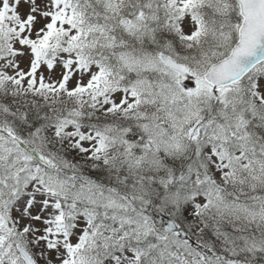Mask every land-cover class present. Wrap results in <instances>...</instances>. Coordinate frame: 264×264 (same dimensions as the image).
Returning a JSON list of instances; mask_svg holds the SVG:
<instances>
[{"label": "snow or ice", "instance_id": "1", "mask_svg": "<svg viewBox=\"0 0 264 264\" xmlns=\"http://www.w3.org/2000/svg\"><path fill=\"white\" fill-rule=\"evenodd\" d=\"M0 264H264V0H0Z\"/></svg>", "mask_w": 264, "mask_h": 264}]
</instances>
